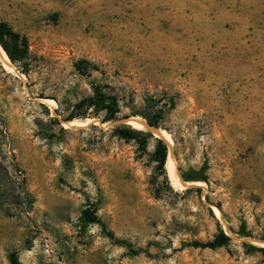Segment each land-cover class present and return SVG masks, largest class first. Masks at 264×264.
<instances>
[{
  "label": "rangeland",
  "instance_id": "374dc122",
  "mask_svg": "<svg viewBox=\"0 0 264 264\" xmlns=\"http://www.w3.org/2000/svg\"><path fill=\"white\" fill-rule=\"evenodd\" d=\"M157 5L0 0L27 40L12 71L0 53V264H264V65L228 82L179 63ZM97 85L115 118L92 104ZM205 164L207 182L185 180ZM221 231L222 247L187 246Z\"/></svg>",
  "mask_w": 264,
  "mask_h": 264
},
{
  "label": "crops",
  "instance_id": "0c3cea01",
  "mask_svg": "<svg viewBox=\"0 0 264 264\" xmlns=\"http://www.w3.org/2000/svg\"><path fill=\"white\" fill-rule=\"evenodd\" d=\"M158 3L160 32L172 35L179 63H202L216 80L228 82L250 78L264 65V0Z\"/></svg>",
  "mask_w": 264,
  "mask_h": 264
},
{
  "label": "trees",
  "instance_id": "16d2710c",
  "mask_svg": "<svg viewBox=\"0 0 264 264\" xmlns=\"http://www.w3.org/2000/svg\"><path fill=\"white\" fill-rule=\"evenodd\" d=\"M0 45L2 46L3 50L6 52L7 56L10 57L12 60H16L18 57V54L21 55V57L25 58L27 55V40L25 37H21L19 33L13 31L6 23L0 22ZM96 95L94 100L92 101V104L97 107L98 110L106 111L107 112V118L113 119L115 118L116 114L119 112V104L118 99L115 95H108L103 91V88L101 86H95ZM152 126H157V121L154 120L151 122ZM117 135L121 138L126 139H133L136 138V133L138 132L136 129L132 127H117ZM167 155H168V147L165 144V142L162 139H159L158 148L156 149L155 157L159 161L160 166H164L167 161ZM208 167L207 164H205L202 167V173L195 176V177H188L184 176L186 181H204L207 182L208 177L205 174ZM200 191V189H198ZM84 218L90 222H98L93 217L89 216L88 211H84ZM111 238L115 239V236L110 233ZM118 243H125L126 241L115 239ZM231 240V237L225 233L224 231H221L212 241L208 242H201V241H194L191 243H188L187 246H193V247H200V248H210V249H216L219 247H222L229 243ZM252 248H258L253 247ZM264 253V248H259ZM133 250V249H132ZM136 252V251H133ZM10 260L12 264H19V261L16 257V255H11Z\"/></svg>",
  "mask_w": 264,
  "mask_h": 264
},
{
  "label": "bare ground",
  "instance_id": "6f19581e",
  "mask_svg": "<svg viewBox=\"0 0 264 264\" xmlns=\"http://www.w3.org/2000/svg\"><path fill=\"white\" fill-rule=\"evenodd\" d=\"M3 49V48H2ZM1 54H2V56H3V59H4V61H5V64H6V66L8 67L7 69H9L10 71H12L13 70V67L11 66V64L8 66V61H7V54L5 53V52H0ZM49 101V100H48ZM51 101V100H50ZM49 103V102H48ZM50 105H52L53 104V101L51 102V103H49ZM127 123H129V124H131V125H133V127H135V128H138V129H140L141 127L142 128H145L146 127V123H143V120L142 119H137V118H131V119H129L128 120V122ZM159 134H162V135H164V132L163 131H160L159 132ZM168 164L169 165H171L172 166V159H171V157L168 159ZM167 164V165H168ZM179 179V178H178ZM179 181H180V179H179ZM181 182V181H180ZM182 183V182H181ZM194 184H196L197 186L199 185H203V183L204 182H193ZM182 185V184H181ZM262 245H264V244H262Z\"/></svg>",
  "mask_w": 264,
  "mask_h": 264
},
{
  "label": "water",
  "instance_id": "95a60500",
  "mask_svg": "<svg viewBox=\"0 0 264 264\" xmlns=\"http://www.w3.org/2000/svg\"><path fill=\"white\" fill-rule=\"evenodd\" d=\"M127 121H128V120H127ZM146 127H148V129H150V131H151L153 134L158 135L160 138L165 139L161 134L158 133L159 131H157V129H156L154 126H152L150 123H147V124H146ZM192 186H197V185H192ZM249 241H250V240H249ZM260 244H264V242H260Z\"/></svg>",
  "mask_w": 264,
  "mask_h": 264
},
{
  "label": "built area",
  "instance_id": "2783aa9c",
  "mask_svg": "<svg viewBox=\"0 0 264 264\" xmlns=\"http://www.w3.org/2000/svg\"><path fill=\"white\" fill-rule=\"evenodd\" d=\"M47 241V240H46Z\"/></svg>",
  "mask_w": 264,
  "mask_h": 264
}]
</instances>
